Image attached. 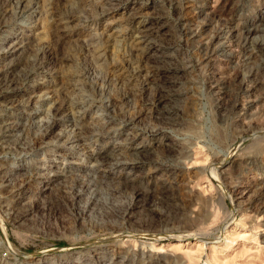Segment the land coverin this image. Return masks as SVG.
Returning a JSON list of instances; mask_svg holds the SVG:
<instances>
[{
  "label": "rangeland",
  "instance_id": "374dc122",
  "mask_svg": "<svg viewBox=\"0 0 264 264\" xmlns=\"http://www.w3.org/2000/svg\"><path fill=\"white\" fill-rule=\"evenodd\" d=\"M0 264H264V0H0Z\"/></svg>",
  "mask_w": 264,
  "mask_h": 264
},
{
  "label": "bare ground",
  "instance_id": "6f19581e",
  "mask_svg": "<svg viewBox=\"0 0 264 264\" xmlns=\"http://www.w3.org/2000/svg\"><path fill=\"white\" fill-rule=\"evenodd\" d=\"M249 33H251V31L249 32ZM253 33V32H252ZM249 37V36H248ZM233 153H231V154H227V156L222 160V162H221V164H220V166L223 164V163H229V162H231L230 160L233 158ZM10 248H11V246H10Z\"/></svg>",
  "mask_w": 264,
  "mask_h": 264
}]
</instances>
